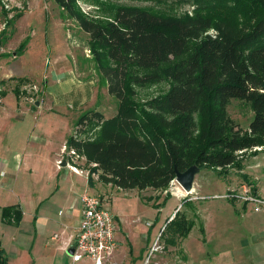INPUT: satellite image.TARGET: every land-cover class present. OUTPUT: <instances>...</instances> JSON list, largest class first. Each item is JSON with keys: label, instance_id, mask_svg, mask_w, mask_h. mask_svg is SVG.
Wrapping results in <instances>:
<instances>
[{"label": "rangeland", "instance_id": "1", "mask_svg": "<svg viewBox=\"0 0 264 264\" xmlns=\"http://www.w3.org/2000/svg\"><path fill=\"white\" fill-rule=\"evenodd\" d=\"M119 6L177 16L192 10L190 4L181 0L76 2L84 16L96 20H106ZM17 13L22 16L10 25L9 19ZM2 31L10 38L2 47L0 42V53L10 55L0 58V81H5L0 85L3 92L0 95V139L9 135V141H1L4 150L8 142L10 147L4 153L8 162L6 171L0 173V207L22 202L27 210L33 193L48 197L54 191L56 179L52 168L56 153L62 145L66 150L77 118L88 110L111 118L118 110V102L107 93L105 81L92 58L88 36L53 0H8L5 3L0 0V34ZM21 48V53L16 55ZM19 78L27 82L21 84L17 81ZM168 87L167 82L135 86L133 99L143 105L164 94ZM227 113L239 129H248L253 112L247 102L232 100ZM34 137L40 140L39 144ZM26 138L29 143L25 149H31L29 147L36 143L40 150V156L27 163L31 171L24 166L19 169L14 164L16 160L10 157L11 151L24 146L19 144ZM240 158L239 168H201L190 194L176 182H171L165 190L116 192L117 188L103 184L97 174H93L92 185L87 182L83 193L101 196L105 206L118 214L120 220L115 219L117 251L108 264H144L146 259H149L148 264H264V214L254 213L251 204L223 198L230 191H240L242 184L264 198V141ZM80 167L88 178V166ZM73 179L78 180L76 176ZM185 200L188 201L186 206L183 205ZM176 214H184L194 222V227L186 239L173 237L175 241L168 243L166 239L168 241L170 236L163 232ZM62 217H59L60 223L64 221ZM29 223L23 222L19 229L8 228L0 217V242L6 245L7 264H72L70 255L57 249L61 238L58 236L55 242H50L51 233L38 235L31 251L33 233ZM157 237L160 249L150 255ZM128 244L137 257L135 262L128 253ZM76 264L92 262L83 259Z\"/></svg>", "mask_w": 264, "mask_h": 264}, {"label": "trees", "instance_id": "2", "mask_svg": "<svg viewBox=\"0 0 264 264\" xmlns=\"http://www.w3.org/2000/svg\"><path fill=\"white\" fill-rule=\"evenodd\" d=\"M53 1L88 36L107 93L118 102L111 118L82 113L66 142L68 153L84 158L90 185L97 174L120 190H165L175 169L239 168L241 155L263 145L264 0H181L192 6L181 16L119 6L106 20L84 16L79 0ZM9 38L1 32V47ZM163 82L169 84L164 94L143 105L133 99V87ZM232 100L252 109L245 131L227 113ZM22 216L19 205L1 210L9 226L17 227ZM193 227L176 214L164 229L166 242L186 239ZM7 259L0 248V264Z\"/></svg>", "mask_w": 264, "mask_h": 264}, {"label": "crops", "instance_id": "3", "mask_svg": "<svg viewBox=\"0 0 264 264\" xmlns=\"http://www.w3.org/2000/svg\"><path fill=\"white\" fill-rule=\"evenodd\" d=\"M34 139H36L39 144L40 140H38L36 137H34ZM1 140L9 141L10 136L6 135L4 138L0 139V156H2L0 157V173L3 174L6 171L5 169L8 163L4 156V153L9 149L10 142H8V148L4 150L2 146L3 141ZM28 143L29 141H27V138L24 139L19 144L24 146H21L20 149L11 151L10 157L12 161L16 160L14 164L15 166L18 165L19 169L24 166L27 171H31L32 168H27V163H29V161L34 157L38 158L40 156V150L38 148V144L36 143H33V147H29L31 149H25L28 148ZM32 148H34L35 150H33ZM63 152L65 154L62 157L61 155ZM78 159V161H76L72 157H70L69 153H67L65 150V145H62L61 148L57 150L54 167L52 168V172H54L55 175L54 179H56L54 181L56 182V186L51 195H49L48 197H43L39 195L37 196V194L33 193L31 199H29L27 210H25V206L22 202H12L11 205L4 206L8 207L19 205L21 207L23 216L19 225L15 228L19 229L20 226H22L23 222H30V230L31 233H33L30 245L31 251L34 248L36 240L38 241L39 239H37V236H44L47 235V233H51L49 236L50 242H55L58 239V236L61 238V243L57 246V249L60 252H66L69 249L68 244L70 243L72 236H74V234L76 233L81 219L82 203L80 197L84 191L83 187L88 182L87 178H85L83 174V167H80L83 166V164L86 165L85 160L83 157H78ZM63 162L66 163L65 166H62ZM72 168H75L77 173ZM74 176H76L78 180L75 181V179H73ZM116 190V192L122 191L120 189ZM4 207H0V217L1 209ZM112 214H114L115 219L117 218L120 222L118 214H115L113 212ZM60 216H63L62 218L64 221L62 223H60ZM65 221H69V223ZM4 225L8 228L11 227L6 224ZM68 230L70 232H68ZM57 233H60V235ZM128 246V253L129 255L133 256L134 254L131 245L128 244ZM0 247L3 248L4 251L6 250V245L2 241L0 242ZM141 250H143V248ZM136 258L137 257L135 256L133 259L134 262ZM112 260L113 259L111 258L106 264L111 263Z\"/></svg>", "mask_w": 264, "mask_h": 264}, {"label": "built area", "instance_id": "4", "mask_svg": "<svg viewBox=\"0 0 264 264\" xmlns=\"http://www.w3.org/2000/svg\"><path fill=\"white\" fill-rule=\"evenodd\" d=\"M4 3L8 0H2ZM6 6V5H5ZM7 7V6H6ZM78 158L73 151L69 153ZM76 173L75 168H72ZM172 183H175L173 180ZM223 198L236 200L244 205L251 204L254 213L264 214V198L256 196L252 189L242 184L240 191H230ZM82 214L76 233L68 248L72 249L71 262L76 264L83 259L92 264H106L117 251L116 221L112 212L105 206L101 196L84 192L81 197ZM157 237L150 248V255L160 249ZM149 259L144 264H148Z\"/></svg>", "mask_w": 264, "mask_h": 264}, {"label": "water", "instance_id": "5", "mask_svg": "<svg viewBox=\"0 0 264 264\" xmlns=\"http://www.w3.org/2000/svg\"><path fill=\"white\" fill-rule=\"evenodd\" d=\"M66 163L63 162L62 166H65ZM200 171L199 167L197 166H191L184 172H179L175 169V179L174 181L180 186V188L186 193L190 194L193 191V183L195 176ZM72 249H68L66 253L68 255L72 254Z\"/></svg>", "mask_w": 264, "mask_h": 264}]
</instances>
